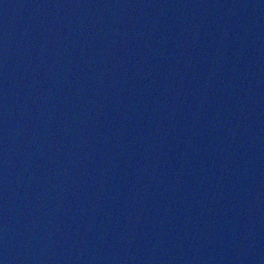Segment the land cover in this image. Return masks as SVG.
Returning <instances> with one entry per match:
<instances>
[{
  "label": "water",
  "instance_id": "obj_1",
  "mask_svg": "<svg viewBox=\"0 0 264 264\" xmlns=\"http://www.w3.org/2000/svg\"><path fill=\"white\" fill-rule=\"evenodd\" d=\"M0 264H264V0H0Z\"/></svg>",
  "mask_w": 264,
  "mask_h": 264
}]
</instances>
